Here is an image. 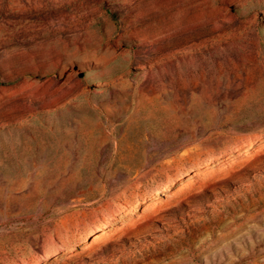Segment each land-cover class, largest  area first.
I'll use <instances>...</instances> for the list:
<instances>
[{
    "label": "rangeland",
    "instance_id": "obj_1",
    "mask_svg": "<svg viewBox=\"0 0 264 264\" xmlns=\"http://www.w3.org/2000/svg\"><path fill=\"white\" fill-rule=\"evenodd\" d=\"M0 264H264V0H0Z\"/></svg>",
    "mask_w": 264,
    "mask_h": 264
}]
</instances>
